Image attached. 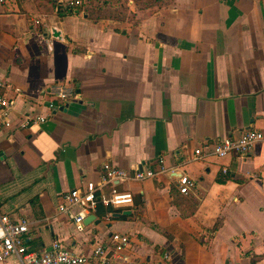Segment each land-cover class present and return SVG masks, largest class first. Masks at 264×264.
Segmentation results:
<instances>
[{"label": "crops", "instance_id": "0c3cea01", "mask_svg": "<svg viewBox=\"0 0 264 264\" xmlns=\"http://www.w3.org/2000/svg\"><path fill=\"white\" fill-rule=\"evenodd\" d=\"M69 1L0 4V76L14 102L0 134V217L28 220L37 254L59 241L91 256L121 233L134 263L264 264V142L194 160L264 129V0H127L61 15ZM54 84L75 97L51 110ZM25 114L47 120L20 129ZM106 161L170 171L120 185L133 206L99 205L79 232L60 198L99 184ZM183 175L196 183L188 194Z\"/></svg>", "mask_w": 264, "mask_h": 264}, {"label": "built area", "instance_id": "2783aa9c", "mask_svg": "<svg viewBox=\"0 0 264 264\" xmlns=\"http://www.w3.org/2000/svg\"><path fill=\"white\" fill-rule=\"evenodd\" d=\"M12 0H0V4H8ZM86 0H70L68 7L86 5ZM37 25L40 21L35 22ZM7 84L0 76V134L14 125L11 114L14 110V102L3 91ZM49 108L54 109L57 101H68L75 97L72 87L65 84H54L50 88ZM47 118L34 114H25L19 128L26 129L32 125L46 122ZM264 142V129L247 130L239 138L222 139L211 146L200 147L195 150V161L209 158H228L235 155L248 156L255 145ZM170 170L162 166L157 171L148 169L128 173L123 168L114 166L111 162H104L102 181L99 184L89 182L86 190L73 189L60 198L58 211L66 215L79 232H84L85 220L94 214L99 205L116 209L131 207L134 204L133 194L120 189V185L129 181L142 182L156 177L159 174L168 173ZM181 193L188 194L196 183L188 176L179 178ZM108 192V193H107ZM30 232V223L26 219L12 220L8 215L0 217V264L15 257L20 264H140L130 261L126 250L130 247V238L121 233H115L111 237L108 246L97 245L91 256L80 255L65 248L62 243L56 241L52 251L37 254L28 249L26 238Z\"/></svg>", "mask_w": 264, "mask_h": 264}, {"label": "trees", "instance_id": "16d2710c", "mask_svg": "<svg viewBox=\"0 0 264 264\" xmlns=\"http://www.w3.org/2000/svg\"><path fill=\"white\" fill-rule=\"evenodd\" d=\"M86 5L87 7H92V0H86ZM105 2H108L107 0H104L103 4ZM91 3V4H90ZM96 3V2H95ZM59 7H58V12L61 14V15H64V14H69V13H72L75 9H79L80 7H82L83 5H80V6H72V7H68L67 5H63V4H58ZM99 5V4H98ZM98 5L95 4L96 7H98ZM94 7V5H93Z\"/></svg>", "mask_w": 264, "mask_h": 264}, {"label": "rangeland", "instance_id": "374dc122", "mask_svg": "<svg viewBox=\"0 0 264 264\" xmlns=\"http://www.w3.org/2000/svg\"><path fill=\"white\" fill-rule=\"evenodd\" d=\"M108 2H112V3H115L116 1L117 2H121L120 4H121V6H122V8H117V9H125L126 10V8H125V6H124V4L127 2V0H107ZM96 2V3H95ZM102 3V2H104V0H92V7H93V5H94V8H96V6H95V4L96 5H98V3ZM140 2H142V1H140ZM150 1H148V3H149Z\"/></svg>", "mask_w": 264, "mask_h": 264}, {"label": "water", "instance_id": "95a60500", "mask_svg": "<svg viewBox=\"0 0 264 264\" xmlns=\"http://www.w3.org/2000/svg\"><path fill=\"white\" fill-rule=\"evenodd\" d=\"M95 218H96L95 215H91V216H89V217L85 220V224H88V223L92 222Z\"/></svg>", "mask_w": 264, "mask_h": 264}]
</instances>
